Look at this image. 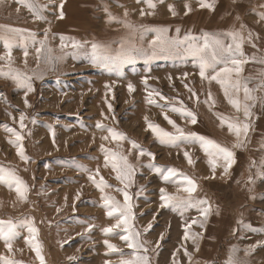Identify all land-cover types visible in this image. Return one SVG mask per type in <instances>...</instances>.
<instances>
[{
	"label": "rangeland",
	"instance_id": "374dc122",
	"mask_svg": "<svg viewBox=\"0 0 264 264\" xmlns=\"http://www.w3.org/2000/svg\"><path fill=\"white\" fill-rule=\"evenodd\" d=\"M61 2L64 17L58 19ZM208 2L214 3V10L200 8L199 0H156L155 10L149 9L144 0H36L45 19H36L17 0L0 3V26L27 30L13 40L10 65L8 49L0 40V56L5 57L0 60V69L5 73L11 68L27 74L32 77L34 89L27 95L30 107H26L25 89L0 76V167L14 170L28 186L26 199L21 200L15 186L9 188L0 183V230L6 231L9 226L16 230L11 252L0 240V257L19 264H40L32 247L39 244L45 264H121V260L132 258L133 250L120 239L124 234L121 229L108 235L102 231L115 223V218L106 214L108 209L103 207L102 196L110 195L123 202L122 193L117 191L123 185L116 179L111 162L105 166L101 150L104 145L127 156L135 166L134 183L128 189L133 196L132 223L141 233V240L147 242L150 264H227L234 248L238 249L234 255L245 264H264V246L257 247L250 256L244 253L250 245L264 242V199L260 198L264 196V178L259 175L264 165V106L257 102L252 108L246 145L234 149L235 162L226 175L222 162L213 173L198 142L182 138L178 147L163 145L145 120L147 117V121L175 133L164 119L166 114L186 134L195 133L229 148L234 143L235 136L226 125L221 126L218 117L243 119V116L228 103L221 85L201 80L198 61L183 51L172 48L153 53L151 47L157 36L152 29L167 28L169 38L195 37L201 41L205 34L220 36L240 30L243 25L242 51L249 63L242 66L240 79L243 83L253 77L249 87H256L264 65L252 62L251 58L264 57V21L258 15L264 12V0ZM186 3L192 9L187 15ZM169 4L174 5L175 16L168 10ZM142 10L154 14L141 16ZM110 17L115 19L110 21ZM123 20L137 30L130 32L117 22ZM46 30L50 56L63 57L54 65L46 62L48 53L37 51L41 48L39 42L45 40ZM29 33H35V37ZM61 36L66 43L79 42L84 48L76 55L70 47L62 50ZM222 38L231 43L230 38ZM93 42L112 50L119 49L121 43L130 44L138 51L116 67L93 64ZM145 78L147 85L143 82ZM129 83L134 91H129ZM153 91L167 99L154 95L156 103L149 104L148 93ZM209 93L212 100L205 103ZM239 97L243 102L242 90ZM172 107L191 111L197 123L192 124L189 117L172 111ZM21 113L25 115L23 129L19 121ZM97 123L124 133L126 139L119 143L111 137L102 140L108 133L97 129ZM6 126L23 135L25 155L30 158L27 162L20 159L16 145L9 142L15 137L5 130ZM133 141L138 146L135 149ZM141 149L153 153L155 159L148 155L137 159ZM185 151L192 158L191 165ZM150 163L160 171L173 168L195 180L197 191L193 195L206 199L212 206L204 227L193 225L190 230L191 234L199 233L195 242L191 235L188 240L183 239L184 225L202 219L199 212L186 210V201L175 208L160 207L161 188L178 198L187 196L183 191L186 185L180 182L182 177L177 175L165 182L159 171L148 167ZM89 174L97 181L103 177L110 187L102 193L88 179ZM239 220L244 224H238ZM149 222L153 228L145 232ZM30 225L37 229L36 233L28 230ZM89 225L93 226L91 231L87 230ZM106 239L123 255L111 252L104 243ZM0 264L4 261L0 260Z\"/></svg>",
	"mask_w": 264,
	"mask_h": 264
},
{
	"label": "snow or ice",
	"instance_id": "6c2138e0",
	"mask_svg": "<svg viewBox=\"0 0 264 264\" xmlns=\"http://www.w3.org/2000/svg\"><path fill=\"white\" fill-rule=\"evenodd\" d=\"M3 0H0L2 3ZM18 3L24 5L33 13L36 19H45V17L41 14L38 10V5L36 0H17ZM140 2V0H138ZM147 4L149 9L155 10L157 7L156 0H144ZM185 15H187L192 9L190 4H185ZM199 7L200 8H207L210 10H214V3L208 2V0H199ZM264 7V6H262ZM60 12L58 19H63L64 13L63 9V2L59 5ZM168 10L175 16L177 13L175 11L174 5L169 4ZM146 14H154L153 12L145 13L143 10L141 11L140 15L144 16ZM125 17H127L128 13L125 11ZM260 20L264 21V12L258 13ZM114 17H110V21L114 20ZM122 23L124 27L128 28L130 32H135L137 29L134 25H131L127 22V20L117 21ZM143 27V26H142ZM244 26L241 25L240 30H233L232 32L218 35H209L205 34L202 37L201 41H197L195 37H185L183 40L179 39L177 36L176 38H169L167 36L168 29L167 28H159V29H152L157 33L156 39L151 42V47L153 49V53L156 50H166V49H176L178 51H183L186 55L193 57L195 60L198 61V68H199V76L201 80L208 81L209 83L215 81L221 85L224 96L227 98L228 103L236 110L237 113L242 112L243 119L240 116H236L234 118H227L223 116H219L218 119L221 122V126H227L228 131L235 136V141L232 144L231 148L222 146L221 144L217 143L216 141L206 138L204 136L197 135L195 133H185L181 128H179L175 121L171 120L166 114L164 115V119L175 129V133L165 131L159 125L153 124L147 121V117L145 120L148 124V128L152 131V133L156 136L159 143L163 145H169L178 147V142H183V139H190L193 142H198L208 156V163L212 168L213 173L217 166H223V174H227L229 169L232 167L233 163L235 162V152L234 149H240L245 147L248 134L251 129V118L253 116L252 108L256 105L257 102L264 106V95L257 96V92H264V71H261L259 74V83L256 87H249V84L252 82L253 77H248L241 82L240 73L242 71V66L246 63H249L247 58H244V53L242 51V46L244 42V36L242 34ZM0 40L4 41L5 48L8 49L7 60L9 61V65L11 63V48L13 46V40L18 37L22 36L23 33L27 30L24 29H17V28H7L6 26H0ZM147 30V29H145ZM177 33H179V28L176 29ZM29 35L34 38L35 33H29ZM222 36H226L230 38L231 43H225V40ZM61 49L71 48L72 54L76 55L84 45L80 44L79 42H71L66 43L65 37L61 36ZM252 39V34L249 32L248 40ZM41 48L38 49V53L46 52L49 55L46 56V62L51 64L58 63L63 57H52L50 56L51 49L47 48V30L45 31V40L39 42ZM255 47V45H253ZM92 50V57L91 62L93 64L104 63L106 65H111L112 67H116L119 63L124 61L130 60L133 56V53L138 51L132 45H125L121 43L120 48L117 50L110 49L107 45L93 42L91 44ZM113 51L115 54L113 55ZM25 57H27L28 53L25 49L24 52ZM5 59V57L0 56V60ZM252 62L264 65V57L257 59V57L253 56L251 58ZM224 65L223 67L217 68L218 65ZM211 73V74H209ZM119 74V73H118ZM187 73H185V77H187ZM0 76L5 78L12 79L18 88L25 89V106L30 107L27 95L29 92L33 91L32 86V77L28 76L27 74L20 73L14 69L9 68V72L5 73L2 69H0ZM145 85H147V78L143 81ZM188 88V85H184ZM107 87V86H106ZM129 91H134V87L131 83L128 85ZM243 91V102L239 97V93ZM188 91L192 94V96H196V93L191 89L188 88ZM159 96L161 100H166L167 98L161 95L159 92L153 91L148 93V103L155 104L156 101L152 98L153 96ZM198 99V98H197ZM209 100H212L211 94L208 95V100H205V103H208ZM214 103V101H213ZM160 107H164V105H158ZM109 110L111 111V105H109ZM174 112H180L182 115L190 118V122L192 124L197 123V118L194 113L188 111L184 108H176L172 107L171 109ZM11 115V114H9ZM15 119V118H14ZM25 115L21 113L19 117L20 121V128L23 129ZM96 128L101 131H106L108 135L103 136L102 140H108L109 137L113 141L117 143L126 139L125 134L122 132H118L117 130L106 127L101 123L96 124ZM6 131L12 133L15 137V140L9 141L13 143L17 147V154L22 161L27 162L30 158L25 155V150L23 147V135L20 132L16 131L12 128H5ZM183 138V139H182ZM132 147L135 149L138 146L133 141ZM264 147V145H262ZM101 150L104 152V160L105 166L107 167L108 163L111 162L112 168L116 171L117 176L116 179L123 185L122 188L117 189V191L121 192L123 195V202L116 200L115 197L110 195L102 196L103 200V207L108 209L107 216L110 218H115V223L111 224L108 227H105L102 231L105 235L115 233L117 229H121L124 233L120 235V239L125 242L129 249L133 250L132 258L131 259H123L121 260V264H150L149 257L147 252L149 249L146 247L145 241L141 240V233L135 229L133 226V221L135 219V214L133 212V196L129 194V187L134 183V177L136 174L135 166L132 165L127 156L114 152L110 149H106L104 145H101ZM148 155L153 160L155 156L153 153H146L144 150H139V157ZM185 158L188 160V163L191 165L193 163L192 158L188 151L184 152ZM255 166V162H253ZM149 168L156 169L160 172L162 179L165 182H170L172 177L177 175L182 177L180 181L185 187H183V191L187 193L186 197L178 198L173 195H169L166 189H160V207L166 208L172 206L175 208L178 203L181 201H186L184 205L186 210L187 209H195L199 212V215L202 219H193L190 223L184 225V240H188L191 235V239L193 242L196 241L199 233L191 234L190 230L193 225H199V227H204V222L207 220V217L210 215L212 211V206L206 199H197L193 194L197 191V184L195 180L185 176L182 173H177L176 169L168 168L165 171H160L157 169L155 164H149ZM96 175H99V168L96 169ZM259 175L264 178V165H261V170ZM88 179L99 189L102 193L105 191L106 188H109L108 185L103 177L96 180V178L89 174ZM251 182V181H250ZM0 183H5L9 188L15 186V191L19 195L21 200L26 199V193L28 191L27 184L15 173L14 170L5 169L0 167ZM79 196H77V199ZM255 199V197H252ZM264 199V196L260 197ZM59 211V209L57 210ZM155 219V217H153ZM2 223V222H0ZM238 224H244L243 220H239ZM92 225H89L88 231H91ZM153 228L152 222H149L147 227L144 229L145 232L150 231ZM31 233H36L37 229L35 227L29 226L28 229ZM16 239V230L14 226H9L8 229L0 230V240H3L5 248L11 252L13 250V241ZM163 240V235L160 237ZM31 243V241H27ZM107 248L113 253H119L123 255L120 249L117 248L115 244L110 243L107 239L104 241ZM159 245V241L157 242V246ZM264 246V242H258L256 245H250L248 248L244 249L245 256H250L257 247ZM35 255L39 260L40 264H45L44 257L41 254V246L39 244L32 245ZM233 255H230L227 264H245L244 261L238 259L234 253L238 251V249L231 250ZM143 253V254H140ZM185 255H188L187 250L185 249ZM175 257V253L173 254ZM0 260L4 261V264H19V262L9 259L8 257H0ZM106 264H110V262H106Z\"/></svg>",
	"mask_w": 264,
	"mask_h": 264
}]
</instances>
